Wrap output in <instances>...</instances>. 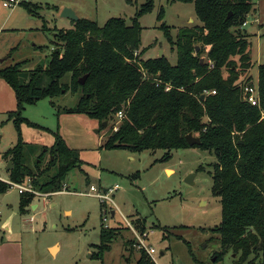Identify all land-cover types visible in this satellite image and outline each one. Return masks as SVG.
<instances>
[{
  "label": "trees",
  "instance_id": "obj_1",
  "mask_svg": "<svg viewBox=\"0 0 264 264\" xmlns=\"http://www.w3.org/2000/svg\"><path fill=\"white\" fill-rule=\"evenodd\" d=\"M173 1L193 4L199 23L181 30L175 41L168 27H159L176 51L175 66L163 55L141 60L145 50H141L139 18L150 13L154 0H146L130 25L121 18L110 19L103 27L87 19L73 22L70 30L56 34L47 66L25 70L26 61L0 65V79L12 88L17 102L16 110L7 115V122L16 129L17 143L1 157L12 163L8 177L13 183L29 179L37 193H59L67 175L84 163L57 132L54 145L45 150L51 156L47 165L39 159L40 163L30 166L24 158L20 127L39 128L23 118L25 107L70 92L81 97L75 107L62 111L66 116L84 115L101 125L123 110L117 131L110 128L100 149L131 154L161 150L165 152L161 161L169 160L171 151L188 148L214 156L211 188L221 204V222L212 232L224 249L239 255L236 264H264V64L257 67L255 84L260 107L244 101L243 89L251 79H242L253 66L251 42L243 25L258 0ZM23 5L30 15L39 9ZM159 13L161 21L164 13ZM168 84L171 89L164 92ZM188 133L201 144L190 146L185 141ZM9 189L0 182V195ZM20 197L18 209L25 214L34 196ZM143 226L136 228L143 231ZM116 232L103 227L97 256L108 251V241ZM139 254L136 264H152L143 251ZM222 255L215 253L214 263Z\"/></svg>",
  "mask_w": 264,
  "mask_h": 264
},
{
  "label": "rangeland",
  "instance_id": "obj_2",
  "mask_svg": "<svg viewBox=\"0 0 264 264\" xmlns=\"http://www.w3.org/2000/svg\"><path fill=\"white\" fill-rule=\"evenodd\" d=\"M256 2L255 12L243 26L249 34L253 66L242 79L250 78L253 84L257 82V67L264 64V0ZM25 3L39 6L38 11L28 14ZM145 4L146 0H27L5 9L0 3V65L26 61L25 70L47 66L56 34L73 27V21L61 15L65 9L78 19L103 27L108 20L118 18L130 25ZM161 10L164 17L160 21ZM139 25L141 50H145L141 60L162 53L175 66L176 51L159 27H168L175 41L181 30L199 23L193 4L154 0L150 13L140 16ZM64 79L69 82L68 76ZM48 82L45 79L43 85ZM80 97L67 92L25 107L23 118L39 128L20 127L24 158L30 166L40 160L47 165L51 156L45 150L54 145L53 134L57 132L84 164L67 175L59 193H43L47 198L33 195L37 208L28 207L25 214L18 209L21 197L16 189L0 195V241L20 245L22 264H136L140 254L130 223L139 234L152 233L147 244L155 250V264H236L239 255L224 249L212 232L221 222V204L211 188L214 156L188 148L171 151L170 159L161 161L165 154L161 150L138 154L101 150L110 128H118L117 120L113 118L104 128L84 115H64L62 111L75 107ZM0 137V177L9 179L8 162L1 156L16 146L17 133L7 115L0 118ZM191 174L193 182L188 184ZM91 186L100 191L117 186L118 191L111 196L113 203L102 205L96 197H89ZM111 211L115 212L113 219ZM6 224L10 233L8 226H3ZM137 225H144V230L139 231ZM103 227L117 232L108 241V251L97 256ZM53 246L56 250L50 251ZM215 253H223L217 263L212 262Z\"/></svg>",
  "mask_w": 264,
  "mask_h": 264
},
{
  "label": "built area",
  "instance_id": "obj_3",
  "mask_svg": "<svg viewBox=\"0 0 264 264\" xmlns=\"http://www.w3.org/2000/svg\"><path fill=\"white\" fill-rule=\"evenodd\" d=\"M25 1L26 0H3L2 7L5 9L6 8L13 9L17 6H20ZM243 26H246V23ZM135 55H137V52H135ZM208 66H209V69H213V64L211 62H208ZM155 81L157 83H160L157 80H155ZM170 89H171L170 84L164 85V92H169ZM243 91H244L243 98H244L245 102H247L248 104H250L253 107H260L259 106L258 93L256 91L255 84H253V83L249 84V86H246L243 89ZM205 94L206 95H215V92H211V93L205 92ZM123 118H124V112H123V110H121V112L116 115L117 123L119 124ZM114 131H117V128H114ZM0 182L5 183L6 185H8L9 188L16 189V191H17V193H19V195L30 193V194L35 195V196L47 198V195H44V194L41 195V194L37 193L32 188L31 181L29 179H27L24 184H16V183H13L9 179H4L3 177H0ZM89 191H90V193L88 194L89 197H91V196L96 197L102 205H105L107 202L113 203L111 196L113 193L118 191V187L113 186V187L107 188V190L100 191V190L96 189L94 186H91L89 188ZM103 215H106L105 211L103 212ZM31 221H32V219H30V222ZM103 221H105V219H103ZM128 227L131 230V233L133 234V236L137 239L136 247H137L138 251L139 252L143 251L147 255V257L151 260V262L154 263L155 262L154 256L156 255L155 250L150 245L147 244V237L152 233L147 232V233H142V234L140 233L139 234L135 230L134 226L130 223H128Z\"/></svg>",
  "mask_w": 264,
  "mask_h": 264
},
{
  "label": "crops",
  "instance_id": "obj_4",
  "mask_svg": "<svg viewBox=\"0 0 264 264\" xmlns=\"http://www.w3.org/2000/svg\"><path fill=\"white\" fill-rule=\"evenodd\" d=\"M2 2L3 0H0L1 4ZM257 4L258 2H256L255 6ZM255 6H254V10H255ZM254 21L257 22V19H255ZM16 106H17L16 97H14V92L12 88L9 85H7L3 80L0 79V118L3 117L5 118L9 112H14L16 110ZM62 120L67 121L69 119L68 117H62ZM165 171L167 173L170 170L165 169ZM103 190H107V189H103ZM30 207L31 209L34 210L37 208V206L34 203L31 204ZM3 226H5L6 228L8 224ZM7 230L9 231V233L11 232L10 226H8ZM52 249L56 250V247L55 246L50 247V251ZM21 250L22 248L17 242L4 243L3 240L0 241V264H22Z\"/></svg>",
  "mask_w": 264,
  "mask_h": 264
},
{
  "label": "water",
  "instance_id": "obj_5",
  "mask_svg": "<svg viewBox=\"0 0 264 264\" xmlns=\"http://www.w3.org/2000/svg\"><path fill=\"white\" fill-rule=\"evenodd\" d=\"M61 15H62L63 18H66V19L71 20V21H73V22H76V21L79 20L78 17H77V16L74 14V12L71 11V10H67V9H65V10L62 12ZM231 15H232V13H229V14H228V16L226 17V21L229 20V19L231 18ZM161 56H162V53H159V58H160ZM200 60H201V63L203 64V63H204V60H203L202 58H201ZM2 62H3V61H0V63H2ZM85 80H86V78L83 77V78H81V80L79 81V83H80L81 85H83L84 82H85ZM201 98H203V95L201 96ZM106 125H107V122L103 123V124H102V127L105 128ZM0 138H1V137H0ZM185 141H187L188 144H189L190 146H199V145L201 144V140H199V138H197V137H194V136L192 135V133H188V134L186 135V137H185ZM11 168H12V163L10 162V163L7 164L6 171L9 172ZM193 176H194L193 174L189 175V176L187 177V179H186V183H188V184H192V182H193V180H192ZM114 215H115V212H114V211H111V212H110V216H111L112 219L114 218ZM6 229H7V228H6ZM161 255H163V254H161ZM212 262H215V259H212Z\"/></svg>",
  "mask_w": 264,
  "mask_h": 264
},
{
  "label": "bare ground",
  "instance_id": "obj_6",
  "mask_svg": "<svg viewBox=\"0 0 264 264\" xmlns=\"http://www.w3.org/2000/svg\"><path fill=\"white\" fill-rule=\"evenodd\" d=\"M169 173V172H168Z\"/></svg>",
  "mask_w": 264,
  "mask_h": 264
}]
</instances>
